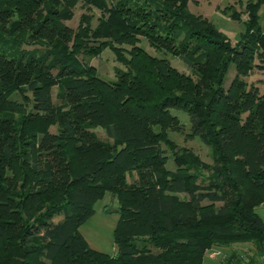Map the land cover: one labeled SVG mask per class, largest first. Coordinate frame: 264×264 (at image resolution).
I'll return each instance as SVG.
<instances>
[{
	"label": "trees",
	"instance_id": "obj_1",
	"mask_svg": "<svg viewBox=\"0 0 264 264\" xmlns=\"http://www.w3.org/2000/svg\"><path fill=\"white\" fill-rule=\"evenodd\" d=\"M77 2L99 12L94 26L87 13L63 23ZM187 2L0 0V264H203L211 246L261 251L264 92L244 77L264 74V0H246L234 43ZM106 47L123 66L114 80L85 60ZM171 108L210 163L169 138L182 133ZM106 192L112 254L78 232ZM239 261L231 252L215 264Z\"/></svg>",
	"mask_w": 264,
	"mask_h": 264
},
{
	"label": "rangeland",
	"instance_id": "obj_2",
	"mask_svg": "<svg viewBox=\"0 0 264 264\" xmlns=\"http://www.w3.org/2000/svg\"><path fill=\"white\" fill-rule=\"evenodd\" d=\"M245 2L246 0H188L187 7L190 12L206 18L214 25L216 29L225 34L231 43H234L237 40L239 33L243 29L242 21L245 19ZM231 8L235 9L239 13L240 19L238 21L232 20L228 17V12L231 10ZM223 10L227 12L223 13ZM81 13H87L90 15L91 26L96 24V18L99 16V12L93 8L85 9L80 5L79 2H77L72 8L71 19L64 21L63 23L69 28L74 29ZM259 14L261 16L260 22L262 24L264 21V5L259 9ZM139 45L142 46L149 54L157 57H165L178 71L192 76L189 69L177 57L171 56L170 54L161 51H154L150 46H148L143 38H140ZM85 60H87L96 68L98 76L104 80H114V67L123 68L120 63L114 60L111 50L107 47L104 48L99 53V55L91 58H85ZM232 74L233 71L230 67L229 71L227 72L225 84L228 82ZM244 80L247 84L251 83L256 85L259 93L264 92V74L260 70H251V72L244 77ZM53 95L54 88H52V98ZM169 112L175 115L179 123L182 124V133L168 131L169 138L177 146H185L190 148L199 156L200 159L210 163L211 159L209 150L203 143H201L197 138H184L189 126L186 113L174 108L169 109ZM49 130L50 132H53L54 127H50ZM93 130L99 139L108 141L101 128L96 127ZM165 154L169 155L166 149ZM165 168L168 170L174 169V165L170 158L166 160ZM130 178L131 176H128V179ZM178 196L181 198H186L184 194H178ZM116 220V202L111 198L109 193L106 192L102 198L95 201L93 204L92 215L78 227V232L83 237L88 247L91 249L112 254L115 251V245L113 244L112 240V230ZM209 251L220 252V255L219 257L216 256L214 259H210L207 257V253ZM221 254L222 249H220L218 246H211L207 248L203 253V264H206V261L208 260L213 263H215V261L218 262V260H220Z\"/></svg>",
	"mask_w": 264,
	"mask_h": 264
},
{
	"label": "crops",
	"instance_id": "obj_3",
	"mask_svg": "<svg viewBox=\"0 0 264 264\" xmlns=\"http://www.w3.org/2000/svg\"><path fill=\"white\" fill-rule=\"evenodd\" d=\"M222 249V259L228 257L231 252H234L236 258H239V262L234 264H264L260 259V252L251 243H233ZM216 263V261H215ZM211 261H206V264H215Z\"/></svg>",
	"mask_w": 264,
	"mask_h": 264
},
{
	"label": "built area",
	"instance_id": "obj_4",
	"mask_svg": "<svg viewBox=\"0 0 264 264\" xmlns=\"http://www.w3.org/2000/svg\"><path fill=\"white\" fill-rule=\"evenodd\" d=\"M220 252H213V251H209L207 253V257L210 259H214L216 256L219 257ZM222 258V254L220 256V259ZM260 259L261 261L264 263V244L262 245L261 251H260ZM220 261V260H218ZM217 263V262H216ZM219 264V263H218Z\"/></svg>",
	"mask_w": 264,
	"mask_h": 264
}]
</instances>
